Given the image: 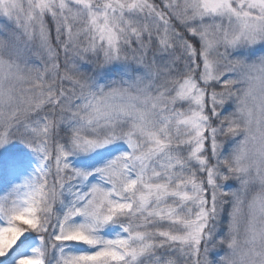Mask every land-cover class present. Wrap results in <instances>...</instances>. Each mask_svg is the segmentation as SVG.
Returning a JSON list of instances; mask_svg holds the SVG:
<instances>
[{
  "label": "snow or ice",
  "instance_id": "snow-or-ice-1",
  "mask_svg": "<svg viewBox=\"0 0 264 264\" xmlns=\"http://www.w3.org/2000/svg\"><path fill=\"white\" fill-rule=\"evenodd\" d=\"M0 264H264V0H0Z\"/></svg>",
  "mask_w": 264,
  "mask_h": 264
}]
</instances>
